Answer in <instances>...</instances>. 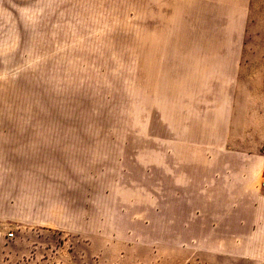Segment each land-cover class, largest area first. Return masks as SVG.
I'll list each match as a JSON object with an SVG mask.
<instances>
[{
	"label": "rangeland",
	"instance_id": "rangeland-1",
	"mask_svg": "<svg viewBox=\"0 0 264 264\" xmlns=\"http://www.w3.org/2000/svg\"><path fill=\"white\" fill-rule=\"evenodd\" d=\"M183 147L264 157V0H0V264H179L128 215Z\"/></svg>",
	"mask_w": 264,
	"mask_h": 264
},
{
	"label": "crops",
	"instance_id": "crops-1",
	"mask_svg": "<svg viewBox=\"0 0 264 264\" xmlns=\"http://www.w3.org/2000/svg\"><path fill=\"white\" fill-rule=\"evenodd\" d=\"M174 151L161 169H148L147 192L132 189V196L146 195L138 198L146 206L132 203L128 216L137 231L147 230L148 250L179 264H227L257 250L256 239L264 242V157L219 148Z\"/></svg>",
	"mask_w": 264,
	"mask_h": 264
},
{
	"label": "built area",
	"instance_id": "built-area-1",
	"mask_svg": "<svg viewBox=\"0 0 264 264\" xmlns=\"http://www.w3.org/2000/svg\"><path fill=\"white\" fill-rule=\"evenodd\" d=\"M259 186H260V189L264 192V177L262 178ZM9 236L12 237V234H10Z\"/></svg>",
	"mask_w": 264,
	"mask_h": 264
}]
</instances>
